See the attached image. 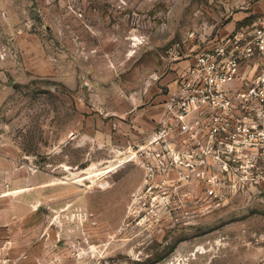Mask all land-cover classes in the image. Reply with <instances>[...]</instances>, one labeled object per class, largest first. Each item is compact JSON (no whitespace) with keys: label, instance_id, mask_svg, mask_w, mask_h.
<instances>
[{"label":"rangeland","instance_id":"374dc122","mask_svg":"<svg viewBox=\"0 0 264 264\" xmlns=\"http://www.w3.org/2000/svg\"><path fill=\"white\" fill-rule=\"evenodd\" d=\"M262 15L264 0H0V264H264L263 151L151 173L141 153L187 63L171 47Z\"/></svg>","mask_w":264,"mask_h":264},{"label":"built area","instance_id":"2783aa9c","mask_svg":"<svg viewBox=\"0 0 264 264\" xmlns=\"http://www.w3.org/2000/svg\"><path fill=\"white\" fill-rule=\"evenodd\" d=\"M194 39L192 32L185 46L170 49L172 58L187 63L178 68L158 125L141 147L149 173L161 163L207 164L214 158L222 163L233 151L264 152V15L251 27L205 39L185 52Z\"/></svg>","mask_w":264,"mask_h":264},{"label":"crops","instance_id":"0c3cea01","mask_svg":"<svg viewBox=\"0 0 264 264\" xmlns=\"http://www.w3.org/2000/svg\"><path fill=\"white\" fill-rule=\"evenodd\" d=\"M162 110H163V109H162ZM162 113H163V111H160V112H159V115H157V116H158V120L161 118Z\"/></svg>","mask_w":264,"mask_h":264}]
</instances>
